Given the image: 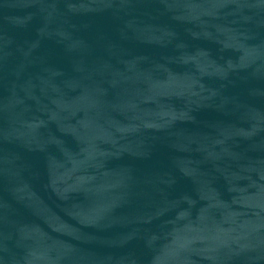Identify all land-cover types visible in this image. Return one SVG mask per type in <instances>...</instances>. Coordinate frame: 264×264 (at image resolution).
Returning a JSON list of instances; mask_svg holds the SVG:
<instances>
[{
	"label": "water",
	"instance_id": "water-1",
	"mask_svg": "<svg viewBox=\"0 0 264 264\" xmlns=\"http://www.w3.org/2000/svg\"><path fill=\"white\" fill-rule=\"evenodd\" d=\"M0 264H264V0H0Z\"/></svg>",
	"mask_w": 264,
	"mask_h": 264
}]
</instances>
